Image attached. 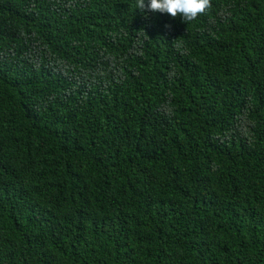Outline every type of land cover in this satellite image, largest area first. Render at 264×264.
Listing matches in <instances>:
<instances>
[{
	"label": "trees",
	"instance_id": "trees-1",
	"mask_svg": "<svg viewBox=\"0 0 264 264\" xmlns=\"http://www.w3.org/2000/svg\"><path fill=\"white\" fill-rule=\"evenodd\" d=\"M211 3L0 0V264H264V0Z\"/></svg>",
	"mask_w": 264,
	"mask_h": 264
},
{
	"label": "clouds",
	"instance_id": "clouds-1",
	"mask_svg": "<svg viewBox=\"0 0 264 264\" xmlns=\"http://www.w3.org/2000/svg\"><path fill=\"white\" fill-rule=\"evenodd\" d=\"M136 8L151 12L167 13L175 18L178 15L186 23L205 15L212 8L211 0H136ZM170 111V109H168Z\"/></svg>",
	"mask_w": 264,
	"mask_h": 264
}]
</instances>
